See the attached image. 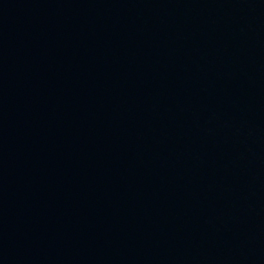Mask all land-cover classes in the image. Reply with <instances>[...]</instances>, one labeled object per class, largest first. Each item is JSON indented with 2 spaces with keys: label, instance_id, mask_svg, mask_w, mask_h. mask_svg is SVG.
<instances>
[{
  "label": "water",
  "instance_id": "95a60500",
  "mask_svg": "<svg viewBox=\"0 0 264 264\" xmlns=\"http://www.w3.org/2000/svg\"><path fill=\"white\" fill-rule=\"evenodd\" d=\"M0 264H264V0H0Z\"/></svg>",
  "mask_w": 264,
  "mask_h": 264
}]
</instances>
